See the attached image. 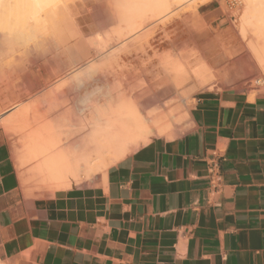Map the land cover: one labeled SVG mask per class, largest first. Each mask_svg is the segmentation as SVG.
Segmentation results:
<instances>
[{
  "label": "bare ground",
  "instance_id": "obj_1",
  "mask_svg": "<svg viewBox=\"0 0 264 264\" xmlns=\"http://www.w3.org/2000/svg\"><path fill=\"white\" fill-rule=\"evenodd\" d=\"M211 1L0 0V81L21 88L0 95V113L15 109L0 128L20 138L22 159L57 190L100 182L151 138L187 128L190 93L221 75L250 76V98L264 90V0H240L232 30L201 13ZM41 65L45 84L57 75L45 94L34 92Z\"/></svg>",
  "mask_w": 264,
  "mask_h": 264
},
{
  "label": "crops",
  "instance_id": "obj_2",
  "mask_svg": "<svg viewBox=\"0 0 264 264\" xmlns=\"http://www.w3.org/2000/svg\"><path fill=\"white\" fill-rule=\"evenodd\" d=\"M190 117L95 185L38 196L0 135V263L264 264V93L205 91Z\"/></svg>",
  "mask_w": 264,
  "mask_h": 264
},
{
  "label": "rangeland",
  "instance_id": "obj_3",
  "mask_svg": "<svg viewBox=\"0 0 264 264\" xmlns=\"http://www.w3.org/2000/svg\"><path fill=\"white\" fill-rule=\"evenodd\" d=\"M201 13L203 15H206V16L212 15L213 18L216 20V22H218V24L220 23L219 29L232 30L235 28V25L232 22L238 21L242 15L241 2H240V0H212L208 5H206L201 10ZM205 21L208 25L211 24L209 17H206ZM223 65H224V63H222L220 65V68H222ZM40 68H41V72L38 74L39 78H40V80H39L40 81V83H39L40 88L35 90L34 92H37L40 89L43 90L44 88H47V87H49V89L57 87V75L51 76V78L48 80L49 81L48 84H45L42 76L44 74H47L48 72L43 65H41ZM240 75L241 76H238V79H236V83L232 84L230 82H227V81L231 80V73H228L226 75L223 74L219 77V80L216 82V84L211 85L210 88L207 87V88L199 89V90H196V91L190 93V95L188 97L189 112H190V108L192 106V103L194 101V97L205 92V91L245 92L248 95H250L248 89H255L256 87H252L249 85V83H247L249 81V78H251L250 76L244 77V76H242V74H240ZM24 85L26 86V83H24ZM20 89L21 88L17 86V81H15V80L14 81L9 80V82H8V80L0 81V95L3 94L1 97L4 96L7 98H12L19 93ZM46 91L47 90H43L42 91L43 94H45ZM263 93H264V90L257 92L253 97H255L258 94H263ZM14 111H15V109L6 110V111H4V113L2 111L0 113V116L2 115V116L6 117L8 115H11L10 113H13ZM191 128H192V125L190 124L187 128H185L183 131H181V133L179 135H176V136H173L170 138L162 137V139L176 138V137L181 136L182 134L188 132ZM0 135L3 137V139L7 142L8 146H9L11 158L14 162L15 170H16L18 178H19L20 187H21L22 191L25 193V195H27V196L28 195L38 196L41 194L42 195L43 194H49V193L57 190L54 186H52V185H54L53 183H51V182L49 183V182L45 181L44 175L42 173L37 172L36 168H37V162L38 161H30L29 162L25 158L22 159L21 153L19 152V147H18L19 145H21L19 137H15L16 140H11V139L9 140L10 137H7V135H5L3 133L1 128H0ZM54 135L57 136V130L55 131ZM151 139L153 140L156 138L153 137ZM55 146L57 148V144ZM23 160L25 163L23 162ZM34 164H36V165H34ZM98 182L99 181H97L95 183H91V184L80 185V187L95 185ZM49 184H51V185H49ZM72 186H78L79 187L78 184L76 185L74 183H72Z\"/></svg>",
  "mask_w": 264,
  "mask_h": 264
}]
</instances>
